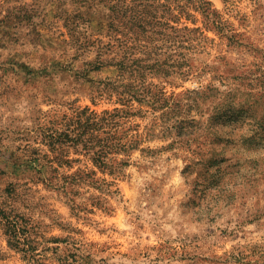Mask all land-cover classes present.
I'll list each match as a JSON object with an SVG mask.
<instances>
[{"label":"rangeland","instance_id":"1","mask_svg":"<svg viewBox=\"0 0 264 264\" xmlns=\"http://www.w3.org/2000/svg\"><path fill=\"white\" fill-rule=\"evenodd\" d=\"M178 2L0 0V264H264V0ZM124 57L157 63L173 132L108 166L54 154L52 129L120 106L93 96L115 66L68 64Z\"/></svg>","mask_w":264,"mask_h":264},{"label":"trees","instance_id":"2","mask_svg":"<svg viewBox=\"0 0 264 264\" xmlns=\"http://www.w3.org/2000/svg\"><path fill=\"white\" fill-rule=\"evenodd\" d=\"M149 2H158L161 8L166 9L176 16L183 14L185 6L179 3V0H147ZM210 4L209 1H205ZM184 6V7H183ZM146 16L142 17L138 24L131 27L132 30L146 32L150 22L157 21L156 18L148 20ZM187 31H198L199 28L185 27ZM139 37H131L126 44L135 45ZM107 44L106 46H110ZM99 57V56H98ZM142 58L124 57L116 62L113 59L108 60V64L97 59L94 64L92 61H86L82 66L76 67L73 62L68 64L66 70L74 71L76 74H86L101 66L112 65L116 67L114 75L108 76L106 81L94 89V100L97 98L114 99L116 106L113 109H105L101 112L91 110L86 107L80 112L78 118L73 121L69 119L63 128L52 129L47 134L48 144L54 154H58L59 146L63 143L71 147L82 148L94 162L100 166H108V160L114 153H124L130 155L134 150L139 149L147 138H154L156 134L172 133L174 126H167L161 122L162 115H157L160 110L158 102L161 96L151 91L145 84L144 70L155 66L157 63H145L142 65ZM141 80V83H137ZM103 84V85H102ZM163 107V106H162ZM149 111H153L154 118L151 123L144 126L134 123L136 117H146ZM162 127L159 133L157 128ZM181 135V134H178ZM146 150V149H142ZM151 151V150H150ZM48 161L53 162L50 159ZM56 171V170H55ZM113 172V171H112Z\"/></svg>","mask_w":264,"mask_h":264}]
</instances>
